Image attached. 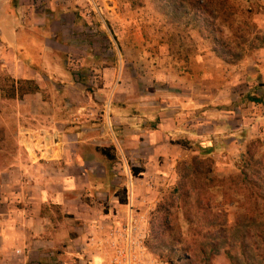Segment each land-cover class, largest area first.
Wrapping results in <instances>:
<instances>
[{"label": "crops", "instance_id": "obj_1", "mask_svg": "<svg viewBox=\"0 0 264 264\" xmlns=\"http://www.w3.org/2000/svg\"><path fill=\"white\" fill-rule=\"evenodd\" d=\"M25 2L0 0V77L16 86L35 81L40 88L19 97L17 87L13 92L0 86V264H113L126 250L129 217H143L140 226L146 228L144 211L156 206L150 201L154 194L171 185L178 162L205 155L226 170L260 136L264 105L247 98L241 104L240 97L260 93L256 76L262 73L255 62L224 63L205 40L201 47L174 50L170 39H161L155 42L158 54L139 55L141 62L156 65L144 71L146 87L127 94L115 89L97 107L77 104L80 115L71 124L65 120L69 105L64 110L46 102L41 82L55 74L70 76L65 56L52 51L55 20L60 21L55 44L61 48H70L67 27H83L63 20L75 16L70 3L62 14L55 0L29 7ZM48 8L54 13L45 14ZM106 61L104 72L113 79L117 63L125 79L132 76L131 59ZM116 146L125 164L144 170L137 177L130 173L133 196L126 205L112 179L116 161L97 151L114 153ZM141 191L150 198L141 199Z\"/></svg>", "mask_w": 264, "mask_h": 264}, {"label": "rangeland", "instance_id": "obj_2", "mask_svg": "<svg viewBox=\"0 0 264 264\" xmlns=\"http://www.w3.org/2000/svg\"><path fill=\"white\" fill-rule=\"evenodd\" d=\"M47 0H26L25 6L29 7L35 5L36 2H42ZM57 2L58 9H63L60 13L64 14L65 7L68 3L71 9H73L75 16L70 15L69 18H64L66 22L75 21V23L82 25L83 29L75 30L67 27L66 36L71 37L69 46L70 48H61L56 46L55 42L59 40L60 24L58 20L53 24V29L56 37L52 40L54 57H63L68 61L63 66L68 68L70 76L63 78L58 74L50 77V80L41 82L43 85L42 95L43 99L49 104L66 109L65 120L69 123H76V118H79V109L77 104H84V107H97L95 105L107 101L109 95L113 90L117 89L119 93L124 94L133 89L146 87L149 79L145 78L144 71L149 68L154 70L156 65L145 61L139 55L150 54L155 56L159 53V50L155 42L163 39H170L173 42V48L176 50L180 46L184 49H192V45L201 47V35L198 30H192L191 28L185 30L182 27L172 26L168 23L166 18L160 13L159 6L155 0H55ZM239 9L248 11L250 8L257 13L251 18L257 25L259 32L264 34V0H231ZM63 6V7H62ZM110 7H113L110 8ZM45 14H52L51 8L45 9ZM83 11L84 16L81 15ZM61 19L62 18H58ZM75 19V20H74ZM246 15H242V21L246 20ZM220 21V19H218ZM65 22V24H66ZM69 23L71 26L72 23ZM218 22V21H217ZM78 38H72L76 37ZM212 46L209 40H205ZM77 42V43H76ZM190 47V48H189ZM197 50V49H196ZM56 55V56H55ZM108 57H116V62L121 57H127L133 62L131 73L132 76L125 79L122 71V63H117L118 68L117 76L115 79L111 77L107 72H104L105 68H108ZM242 61H250V66H254V62L259 68V72L262 74L257 77L258 88H261L260 93L253 92L256 97L264 98V49L256 51L246 56ZM115 65V64H114ZM113 65V66H114ZM150 65V66H149ZM147 66L149 68L147 69ZM106 73V74H105ZM142 74V75H139ZM143 77V78H141ZM261 78V79H260ZM20 83V81H19ZM0 86L5 90L10 91L15 86V81L6 77H0ZM255 86V87H256ZM245 91L246 88H245ZM78 95L76 96V93ZM252 92V91H251ZM71 93V97L69 96ZM103 93V94H99ZM100 95V96H99ZM240 95L243 96V93ZM245 96V97H244ZM241 98V104L247 105L244 94ZM99 98L101 99L99 101ZM133 104H139V101L133 96ZM247 110V107L245 106ZM262 109V108H261ZM62 113V112H61ZM63 114V113H62ZM99 115V114H98ZM88 120L91 121L94 117L93 113H89ZM94 120V118H93ZM260 136L258 138H264V122L260 125ZM255 138L246 144V147L252 141L258 139ZM90 149L95 147L89 145ZM244 149L243 154L246 151ZM88 149L90 152L91 150ZM114 154L116 156V168L112 179L115 178V183L118 185V191L123 188L125 183H128L127 199L128 202L132 200L130 181H131V168L132 163L129 165L123 162L121 150L118 146L114 148ZM240 158L232 163L228 169L221 170L220 167L213 166L212 176L224 178L231 175L238 174V163ZM222 162V161H221ZM175 176H173L172 183L169 187H166L162 193L154 194L150 201H153L154 208L145 212V225L143 228V246L146 251L147 261L154 262V264H169L168 260L172 259L173 264H208L205 260L204 253H209L208 243L209 234L212 233L219 235V238L215 239L216 243H220L221 251L218 256L210 264H231L227 258L225 252L231 251L233 254L240 253L238 244L242 235L248 228L244 226H237V218L239 210L235 206H224L220 216L217 218V226L213 227L208 222L206 215L198 214L196 216L193 211L189 218L185 213V210L179 208H170V223L172 226L171 243L174 252L169 254L167 248L163 251V254L154 255L150 253L146 247V240L149 235L150 222L154 218L157 207L161 204L166 195L171 191L175 183L177 182V165L175 167ZM129 178V182H128ZM127 179V181H126ZM116 189V190H117ZM117 191V193H118ZM116 193V195H117ZM149 193L142 192L140 197L150 198L146 196ZM138 209V212L143 211ZM221 229V230H220ZM258 233V227H253L252 235ZM249 241V240H248ZM253 243L254 241H250ZM162 255V256H161ZM179 257L187 258L184 261H178Z\"/></svg>", "mask_w": 264, "mask_h": 264}, {"label": "trees", "instance_id": "obj_3", "mask_svg": "<svg viewBox=\"0 0 264 264\" xmlns=\"http://www.w3.org/2000/svg\"><path fill=\"white\" fill-rule=\"evenodd\" d=\"M155 1L169 24L185 30H198L203 39L212 43L215 55L228 65H237L246 56L264 49V34L259 32L251 19L257 13L251 8L248 11L239 9L231 0ZM242 15H246L247 19L242 21ZM16 87L19 97L40 90L35 81H20L12 88L13 92ZM12 97H15L14 93ZM247 100L264 105L262 97L247 95ZM175 144L187 148L185 144ZM97 151L110 161H116L111 149L97 148ZM213 166L214 161L205 155H193L178 162L177 182L157 207L150 222L146 240L148 251L157 255L163 254L167 248L169 254H173L174 249L170 241L173 234L169 219L170 208L185 210L187 218L193 211L196 216L206 215L211 226L216 227L221 208L235 206L240 211L237 226H244L248 230L238 244L240 253L226 251L225 254L231 264H264V138H258L248 144L238 163L237 175L224 178L212 176ZM143 172V169L131 168L135 177ZM117 196L122 205L128 203L126 188L118 191ZM255 226L258 227V233L252 235ZM208 234L209 253H202L210 264L220 254L221 245L213 239L219 238V235ZM252 240L253 243L250 242ZM186 259L179 257L178 261ZM168 263L173 264L172 259H169Z\"/></svg>", "mask_w": 264, "mask_h": 264}, {"label": "built area", "instance_id": "obj_4", "mask_svg": "<svg viewBox=\"0 0 264 264\" xmlns=\"http://www.w3.org/2000/svg\"><path fill=\"white\" fill-rule=\"evenodd\" d=\"M131 195H133V186L130 181ZM143 217L130 216L124 227V240L126 242V250L117 254L113 259V264H154L147 261L146 251L143 246V233L140 221ZM142 235V236H141Z\"/></svg>", "mask_w": 264, "mask_h": 264}]
</instances>
